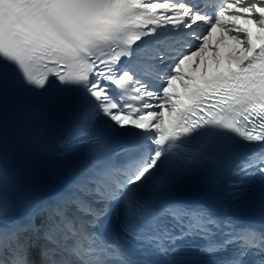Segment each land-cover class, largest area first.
Instances as JSON below:
<instances>
[{"label": "snow or ice", "instance_id": "1", "mask_svg": "<svg viewBox=\"0 0 264 264\" xmlns=\"http://www.w3.org/2000/svg\"><path fill=\"white\" fill-rule=\"evenodd\" d=\"M10 100L30 143L74 131L62 162L0 155V264H264V0H0V143Z\"/></svg>", "mask_w": 264, "mask_h": 264}, {"label": "bare ground", "instance_id": "2", "mask_svg": "<svg viewBox=\"0 0 264 264\" xmlns=\"http://www.w3.org/2000/svg\"><path fill=\"white\" fill-rule=\"evenodd\" d=\"M216 35H217V37H219L220 33H217ZM187 67L190 70L192 67H194V64L190 63Z\"/></svg>", "mask_w": 264, "mask_h": 264}]
</instances>
